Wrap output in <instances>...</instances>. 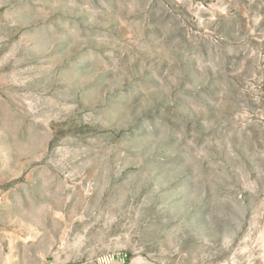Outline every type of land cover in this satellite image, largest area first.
I'll return each mask as SVG.
<instances>
[{
	"label": "rangeland",
	"instance_id": "374dc122",
	"mask_svg": "<svg viewBox=\"0 0 264 264\" xmlns=\"http://www.w3.org/2000/svg\"><path fill=\"white\" fill-rule=\"evenodd\" d=\"M0 264H264V0H0Z\"/></svg>",
	"mask_w": 264,
	"mask_h": 264
}]
</instances>
